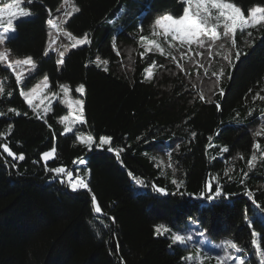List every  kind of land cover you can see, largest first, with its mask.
<instances>
[{
  "label": "trees",
  "instance_id": "obj_1",
  "mask_svg": "<svg viewBox=\"0 0 264 264\" xmlns=\"http://www.w3.org/2000/svg\"><path fill=\"white\" fill-rule=\"evenodd\" d=\"M10 1L0 0V5ZM58 1L35 0L30 5L32 17L15 21V38L2 46L11 50L10 57L31 55L36 69L17 84L7 62L0 63L4 87L0 112L6 113L0 116V144L25 155L12 167V158L0 148V264H121V258L123 264H187L182 258L191 247L170 248L171 233L154 235V226L161 223L172 232H191L197 237L198 232L207 230L205 235L216 242L233 239L248 254L247 261L253 257L252 264H257L245 209L263 234L260 246L264 251V213L252 203L255 200L264 206V100L257 96H264V28L244 30L250 31L251 37L238 33L231 59L235 61L237 50L246 55H241L234 68L227 61L222 63L217 54V60L205 57L206 77L203 68L183 66L185 71L181 72L167 55V42L151 34L157 16L182 14L184 5L178 0H74L81 11L67 18L63 28L79 37L87 33L91 43L69 49L65 64L58 69V53L44 55L52 30L47 20L65 19L62 8L51 10ZM233 2L246 14L252 6L264 5V0ZM113 20L115 24L110 23ZM140 35L156 39L166 54L146 52L147 40L139 41ZM114 38L119 56L112 48ZM141 52L145 53L143 58ZM171 54L183 65L179 50L172 49ZM105 60L108 63H103ZM153 61L163 68H154L153 78L145 80V69ZM221 69L224 75L217 86L211 73L219 74ZM45 75L54 90L66 83L77 94L75 88L85 85V131L97 142L100 136H111V147L123 150L119 156L95 148L88 151L77 139V130L61 135L65 128L61 117L67 113L61 102L41 114L44 119L33 113L20 91ZM219 88L225 90L224 96L219 95ZM200 92L213 103L201 101ZM215 102L220 103V111ZM10 108L21 114L9 113ZM53 134L57 159L48 167L75 170L72 161L85 159L80 173L89 180L90 193L72 192L44 171L40 155L53 147ZM257 143L260 148L254 149ZM223 147L229 151L221 154ZM254 153L257 160L249 167L247 161ZM129 172L143 179L146 186L138 187ZM226 172L233 177L231 181ZM244 172L249 174L246 178ZM210 175L231 194L211 206L189 195L205 191ZM172 179L183 181L180 190L184 195L160 196L152 191L155 183L175 193ZM93 194L102 209L100 214L92 210Z\"/></svg>",
  "mask_w": 264,
  "mask_h": 264
},
{
  "label": "snow or ice",
  "instance_id": "obj_2",
  "mask_svg": "<svg viewBox=\"0 0 264 264\" xmlns=\"http://www.w3.org/2000/svg\"><path fill=\"white\" fill-rule=\"evenodd\" d=\"M35 2V0H11L10 3H7L5 6L0 7V46L6 45V43L10 42L15 38L16 35V27L14 26V22L21 20L22 18H30L32 17L31 9H26L23 5H31ZM179 3L183 4V11L180 15H173L172 13H165L163 15L157 16L151 25L152 35L155 37H163V39L167 42L169 47V52L167 53L170 56L171 60L176 63L177 68L180 69L181 72H184L185 69L180 61L177 59L175 55L171 54L172 49H176L180 51V59H191L195 56H203V51L193 52V46L197 49H206L209 57L213 56V47L217 45V42L221 40L230 41L231 47L236 48V34L238 31H244L245 29H259L264 28V5H254L250 9L247 10V14H245V10L238 6L233 0H178ZM67 5V9L64 11L63 16L64 20L59 21L58 23H54L53 19H48L47 24L50 29H55L58 35H62L67 37L72 41L71 49H78L83 46L89 45L91 40L87 33H85L82 37H77L73 35L72 32L66 31L63 28V25L67 22V18L73 16L74 13H79L81 9L74 3V0H63L61 7ZM60 11V8H57V12ZM52 15L51 10L49 9V16ZM143 13L141 14V24L138 26L140 31H143ZM110 23L115 24V20L110 21ZM222 29V31L220 30ZM50 40L47 48L44 51V55H50V50L53 48V44L55 40L51 39L53 36V32L50 30L48 33ZM249 37H251V32H248ZM58 38V37H57ZM147 40L145 51L148 53L158 52L160 55H165V49L161 46V44L156 39H147L145 36L140 35L139 41L144 42ZM179 46V47H178ZM218 47L220 49H224L223 53H217L218 55H222L223 59L229 63L233 68L235 67V63L240 61L241 55H246V53H241L239 50L235 53V61L231 59V52L229 49H225L224 43H219ZM112 48L115 51L116 55L119 56L120 52L116 47L115 38L112 42ZM186 48L187 51H183L181 49ZM58 52L59 59L56 60V64L58 69L65 64L66 61V52L68 49L61 51L59 49H55ZM11 55V50L7 47H3L0 49V63L7 62L6 67L11 69L15 74V79L17 84H21L22 81L29 75H31L36 69V61L31 55H28L24 58H16L14 60H10L9 57ZM145 55L144 52L140 53V56L143 58ZM99 60V58H97ZM103 63H108V61H103ZM197 65V69H204V74L208 76V69L204 67L203 64L197 60L195 61ZM87 66V65H85ZM99 66V65H98ZM156 67L163 68V65L157 66L156 62L153 61L152 64L145 69V80H151L154 76L153 69ZM22 69L21 71H17V69ZM108 71L107 68L104 69ZM212 76L216 77V85L218 86L220 83L221 76L224 75L223 70L221 69L220 73L212 72ZM228 78L231 79V73L228 74ZM44 85L43 87L46 89H50L51 86L48 82L47 75L44 76ZM59 89L63 92L65 97V102L71 107L73 104L75 107L73 108V112L75 113L72 116H64L63 121L67 122L64 128V133L61 135L72 133L73 126L80 124L83 125L86 123L85 120V101L84 99H69L70 87L66 83H60L58 85ZM39 86L33 87L30 91H20V95L24 98L25 102L32 107L33 113L40 119H44V116L41 115L39 111L35 107H33V98L35 97L36 92L38 91ZM212 91V89H210ZM219 95L224 96L225 90L223 88H219ZM252 90L249 89V92ZM75 92L81 94L85 93V85L83 83L79 84L75 88ZM4 93L3 84L0 83V94ZM12 93L9 92L10 96ZM213 95L216 93L213 91ZM53 98L57 96V93H51ZM259 99L264 100V96H261L257 93ZM256 97H254L255 99ZM199 99L201 101L207 103H213L210 98H206L203 92L199 93ZM215 106L218 111L221 110V105L219 102H215ZM44 113L51 111L50 107L44 108ZM9 113L20 115L15 108L8 109ZM251 115V110L250 113ZM6 113L0 112V116H4ZM27 115V113H24ZM238 115V114H237ZM50 127V126H49ZM9 131H11L12 125L8 126ZM218 135V133H217ZM257 136L260 135L258 131L256 133ZM192 136L195 137L196 133L193 132ZM77 139L80 140V143L85 145L88 151H92L94 148L96 150H107L109 152H115L117 156L121 154L122 149H114L111 147L113 138L111 136H100L97 140L93 135L89 134L85 137L78 136ZM211 139V137L209 138ZM107 146V147H106ZM179 148V145L176 146ZM254 149H259L260 145L254 144ZM0 148H2L4 153H7L8 157L12 158V167H16V163L19 161H23L25 159V155L20 153L17 155L15 152L11 150L8 144H0ZM229 149L227 147H223L220 149L221 154L227 153ZM169 158H171L172 153H168ZM261 158H264V151H261ZM40 159L44 162V171L52 174V180H58L59 183L66 186L72 192H79L82 190H86L87 192H91V188L89 187V180L80 174V166H86L85 159L73 160L72 163L76 165L75 170H69L64 166L57 167H48V163L55 162L57 159V147L55 134H53V147L50 150L44 151L40 155ZM257 160V156L255 153L251 156V158L247 161L249 167H254V162ZM7 163V161H5ZM171 167V164L169 165ZM172 171L175 173L176 169L172 168ZM87 175H90V170ZM249 174L247 172L243 173V176L246 178ZM129 176L132 178L134 183L138 187H145V181L140 178H136L129 172ZM225 176L229 181L233 179L232 176H229L227 172ZM241 184H244V179H240ZM171 183L176 187L175 193H169L167 188L152 184V191L160 196H168V195H184L182 192L181 186L183 181H178L176 179H172ZM215 186V187H214ZM205 191L199 193L198 196L195 194L192 195L193 198L201 201L209 202V206L212 203L216 202L218 199H229L231 194L225 193L223 191V186L220 180L211 176L207 180L205 185ZM247 195L251 198L252 192L248 191ZM254 208H256L260 213H264V206L257 203L255 200L252 201ZM91 204L92 210L100 214L102 209L97 201L96 196L91 195ZM248 209H245V222L248 226H251V217L247 215ZM114 219V218H113ZM190 220L192 218H189ZM195 222V221H193ZM91 223V222H90ZM95 227V225H93ZM207 230L201 231L197 233L199 236H205ZM171 233L168 236L170 239V248L173 246L187 245L192 240V234H182L180 231L172 232V230L161 223L154 226V235L162 236ZM99 234V233H97ZM254 239L252 241L253 245L256 246L257 255L260 257V264H264V251H261L259 246L257 245L256 233H252ZM217 248H221L222 254H217L215 256H210L204 253V251L200 248L196 249L195 255L192 252H189L188 255L182 259L187 261H192V264H206V260L215 259L216 264H246L245 260L241 253H243L244 249L237 244V242L233 239H225L220 242V244L215 245ZM120 246L119 243L116 245V252L119 253ZM121 264H123V260L121 258Z\"/></svg>",
  "mask_w": 264,
  "mask_h": 264
},
{
  "label": "rangeland",
  "instance_id": "obj_3",
  "mask_svg": "<svg viewBox=\"0 0 264 264\" xmlns=\"http://www.w3.org/2000/svg\"><path fill=\"white\" fill-rule=\"evenodd\" d=\"M62 2H63V0H59L58 3L53 8H51L52 12L55 11L57 8H62L63 10H66L68 6L65 5L64 7H61ZM5 5H0V7H3ZM23 7L28 9V8H30V5L25 4V5H23ZM53 22L54 23H58L57 21H55V19H53ZM220 30L222 31V29H220ZM51 31L53 32V36H52L51 39L55 40V43L53 44V48L50 51H55V49H59L61 51H64L65 49H68V50L71 49V43H72L71 40H69L65 36L58 35V33H57V31L55 29H52ZM243 32L244 31H242V32L238 31L237 32L236 37H235L236 41H237L238 33H243ZM244 33L248 34L247 32H244ZM246 34L243 35V37H245ZM77 37H79V36H77ZM219 43H224L225 44V49H229L231 54L234 52V48L231 47L230 41H227V40H221V41L217 42V45H215L213 47V56L212 57L208 56L206 49H203V50L202 49H197L195 46H193V52L203 51L204 55L202 57L201 56H195L194 58H191V59H183V66H185V68H186V66H189L190 68H192V67L197 68L196 67L197 65H196L195 61L198 60L200 62V64H203V62H204L203 60H204L205 57L208 58L210 61L217 60V59H215V54L224 52V49H220L218 47ZM2 48L3 47L0 46V49H2ZM184 51H187V49L184 48ZM55 52H57V51H55ZM218 56L220 57L219 59H220V61L222 63H223V61L225 62V60L223 59L222 55H218ZM9 59L10 60H14L16 58L11 56V57H9ZM58 59H59V55H58ZM21 70L22 69H19V68L17 69V71H21ZM43 85H44V79L42 78L41 80H39L32 87H30L28 89H24V91L27 92V91H30L33 87L39 86V89L36 92L35 97L33 98V107H35L37 109V111H39L41 114H45L44 111H43L45 107L52 108V106H53V104L55 102H61L62 104H64L67 107V113L64 114L61 117V122L63 123V125L65 127L67 122L63 121V117L64 116H72V115H74L75 113L73 112V108L75 107V105L73 104L71 107H69V105L65 102V97H64L63 92L59 88L57 90H54L52 88L46 89V88L43 87ZM53 92L57 93V96L55 98H53V96L51 95V93H53ZM68 98L74 101L76 99H82V96L79 93L75 94L73 92L72 88L70 87V92H69V97ZM74 130L78 131V134H79L80 137H85L86 138V136L89 135L85 131L84 124L83 125L77 124V125L73 126V131ZM80 174L82 176H84L83 172H81ZM96 228H97V231L99 233L98 236L100 238H102L103 235H102V232L100 230L101 228L98 225H96ZM251 228H252L253 232H255L257 234L256 237H255L256 240H257V245L259 246L260 250L262 251V248L260 246V240L263 237V234H262L261 230L259 229V227L257 226V224L255 223V221L253 220L252 217H251ZM175 231H177V230H173V232H175ZM180 232L182 234H189V233L192 234L191 232H183V231H180ZM192 237H193L192 240L187 245H185V246H190L191 247L190 250L188 251V253L192 252L193 255H195L196 249L200 248V249H202L204 251L205 254L210 255V256H215L217 254H222L221 248L215 247V245L220 244L221 241L220 242L219 241L216 242L215 240L210 239L206 235L203 236V237H201V236L197 237V236L192 234ZM188 253H187V255H188ZM241 255L243 256V259L245 260L246 264H252L251 260H254L253 257L250 259V263H249L247 261V259H249L248 254L247 253H242ZM256 260L258 261L257 264H260V257L258 255H256ZM186 262H187V264H192V261H187L186 260ZM206 264H216V261H215V259H209V260H206ZM229 264H231V262H229Z\"/></svg>",
  "mask_w": 264,
  "mask_h": 264
}]
</instances>
